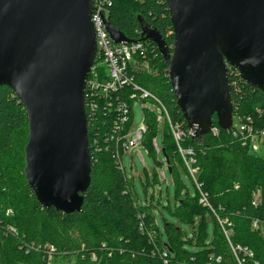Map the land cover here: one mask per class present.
<instances>
[{
	"label": "trees",
	"instance_id": "1",
	"mask_svg": "<svg viewBox=\"0 0 264 264\" xmlns=\"http://www.w3.org/2000/svg\"><path fill=\"white\" fill-rule=\"evenodd\" d=\"M107 21L133 41L141 39L146 23L162 34L170 48L173 46L166 0H112ZM144 42L146 57L137 56L130 73L139 86L163 102L172 121L186 127L168 65L154 42ZM98 69L105 74L104 68ZM230 80L233 120L250 118L255 141L264 140V92L244 82L237 71ZM111 98L101 93L91 95L86 89L91 183L81 211L64 213L44 208L30 188L24 173L29 116L14 91L0 87V244L7 258L14 264H50L71 256L74 264H264V155L256 151L250 137L242 140L233 137L232 130L220 129L214 114L217 134L209 132L184 141V148L194 150L192 166L197 169L196 181L207 195L206 206L200 202V192L164 122L162 149L171 168L175 202L161 205L158 199L155 204L150 201L141 206L135 184L117 163L122 134L115 129L119 114L107 105ZM130 117L125 131L132 113ZM143 121L147 128L143 145L155 157L152 141L160 122L147 109ZM182 171L194 185L193 194ZM157 178L155 170L151 184ZM159 206L191 224L193 233L188 235L176 223L164 219V241L154 212ZM209 216L214 221L212 239L207 230ZM255 220L259 223L256 228ZM238 247L246 248L250 254Z\"/></svg>",
	"mask_w": 264,
	"mask_h": 264
},
{
	"label": "water",
	"instance_id": "2",
	"mask_svg": "<svg viewBox=\"0 0 264 264\" xmlns=\"http://www.w3.org/2000/svg\"><path fill=\"white\" fill-rule=\"evenodd\" d=\"M166 2L172 48L146 23L140 40L157 45L196 137L214 127V114L220 129H231L229 68L264 92V0ZM93 6L94 0H0V87L14 91L30 123L24 173L41 205L64 213L81 211L91 183L85 94L97 52ZM106 26L115 43L133 41Z\"/></svg>",
	"mask_w": 264,
	"mask_h": 264
},
{
	"label": "built area",
	"instance_id": "3",
	"mask_svg": "<svg viewBox=\"0 0 264 264\" xmlns=\"http://www.w3.org/2000/svg\"><path fill=\"white\" fill-rule=\"evenodd\" d=\"M111 4L112 0H94L91 21L96 36L97 52L90 72L91 77H88L87 80V87L91 95L101 93L113 98V100L112 98L108 100L107 105L111 110L114 109L119 114L115 129L122 134L121 153H119V151L117 153V163L124 171L120 159L122 153L124 151H131L139 144H143V139L147 131L144 121H142L138 129H131L130 124L127 131H125L126 125L131 118L130 114L132 113L133 116L132 105L136 100L142 104L143 110L147 109L149 112L155 113L160 123H168L170 133L176 142L179 155L200 192V202L203 205L209 206L207 195L202 191L201 185L196 181L197 169L192 166L195 161L194 150L191 147L184 148L182 146L186 139L196 137L195 131L188 129L187 126L184 127L180 122L172 121L168 109L163 102L148 90L139 86L134 80V76L130 73L131 64L137 56L146 57L147 47L145 42L141 40L118 44L111 39L106 26L107 13ZM98 67L104 68V75L100 74L101 69H98ZM234 71L237 70L229 68L230 76ZM130 88L132 90L128 91ZM122 92H124L125 95H123ZM148 102L151 103V107L144 106ZM158 112H160V114ZM249 119L250 118H248V120ZM248 120L244 121L241 117L238 118L236 122L233 120V126L229 130H232L233 137L242 140H247L248 137H250V140L254 144L255 136L253 127L248 123ZM210 132L217 134L218 127L214 126ZM262 134H264V132ZM152 146L158 155L161 150L157 145L156 137L152 141ZM164 163L168 168V161L164 160ZM157 173L160 183H162L164 179L168 184L165 172L162 170L160 175L158 171ZM253 204H256V201H254ZM253 226L255 228L259 226L257 220L253 222ZM238 249L240 251L244 250L246 254H250L246 248L242 249L238 247ZM163 257H167V253H163Z\"/></svg>",
	"mask_w": 264,
	"mask_h": 264
},
{
	"label": "rangeland",
	"instance_id": "4",
	"mask_svg": "<svg viewBox=\"0 0 264 264\" xmlns=\"http://www.w3.org/2000/svg\"><path fill=\"white\" fill-rule=\"evenodd\" d=\"M144 106L151 107V103L148 102ZM133 116L131 121V129H138L143 121L144 110L143 106L140 102L134 101L133 105ZM160 114V112H158ZM236 122V120H235ZM163 138H164V128L163 123H160V126L157 131L156 141L160 150L163 148ZM256 151L259 154L264 155V140L262 139L259 142H254ZM121 166L124 167V171L129 180L133 181L135 184V188L137 191V203L141 206H145L152 201L154 204L157 203L158 199H160L161 205H167L169 202L173 204L175 202V187L172 181L171 174L168 171L167 166L164 163L165 157L162 152H160L155 157L150 155L147 148L143 144H139L137 147L133 148L131 151H124L122 153ZM155 170L161 174L163 170L165 172L168 184L163 179L162 183L159 181V177L157 178L154 184H151L153 181V176ZM182 177L187 182L191 193H194V185L188 176V174L182 171ZM152 197V198H151ZM151 198V199H150ZM161 209V211L159 210ZM154 208L156 222L159 225L161 232L163 233V240L167 241V237L165 235L164 230V219L167 221H172L176 223L177 226L182 228L188 235L193 233L192 225L186 223L179 218L174 217L169 209L162 208ZM197 222V220H196ZM262 230L264 231V223L261 225ZM208 236L210 239L213 238L214 235V221L209 216L208 217ZM0 264H14L12 263L6 256L2 245L0 244ZM50 264H74V257L71 256L69 259H65L63 261H59L57 263Z\"/></svg>",
	"mask_w": 264,
	"mask_h": 264
}]
</instances>
